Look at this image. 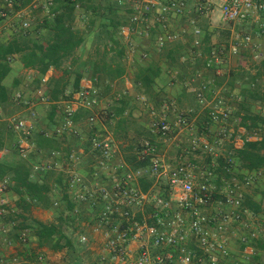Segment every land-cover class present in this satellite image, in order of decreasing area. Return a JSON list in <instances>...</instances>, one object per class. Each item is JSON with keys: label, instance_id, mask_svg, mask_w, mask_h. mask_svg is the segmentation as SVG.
I'll use <instances>...</instances> for the list:
<instances>
[{"label": "trees", "instance_id": "trees-1", "mask_svg": "<svg viewBox=\"0 0 264 264\" xmlns=\"http://www.w3.org/2000/svg\"><path fill=\"white\" fill-rule=\"evenodd\" d=\"M10 1L13 9L19 10L30 5L33 0ZM137 1L139 0H50V4H48L47 0H43L39 8L33 11V15L37 18L32 21L29 28L24 29L20 25H14L9 38L3 41L0 40V104L5 103L9 98V91L6 84H4V80L11 72L14 58L23 68L36 71L38 74L35 79L36 86H39L41 77L49 69L57 73L56 76L50 78L46 85L47 96H45L48 102L54 103L69 99L80 89L79 82L82 74L72 70V67L77 60L76 52L85 44L87 49L91 50L90 57L92 61L91 69L94 73V87L98 90L100 97L110 96V103L107 109L104 113H101L102 119L113 132L116 140L127 142V148L123 156L124 161L130 169L140 171L138 185L141 192L145 193L152 187L155 180V176L150 169L154 156L150 153L145 155L140 152L144 143L148 142L155 149V153L161 154L163 151L161 144L163 140L161 139V143L158 142L157 138L160 137L157 134L151 135L148 128L137 123L134 112L138 108V104L130 96L123 93H119L120 95L117 94V96H111L110 94L111 84L116 79L121 78L125 71L121 60L123 57V45L120 42L122 38L121 28L128 26L132 31L135 29L132 18L136 14L135 3ZM156 1L164 4L169 0ZM188 7L195 12L194 0H186L187 10ZM195 14L199 16L196 12ZM145 15L149 18L152 17L150 13ZM194 18L195 16L190 17L187 13L181 16H168L171 23L175 19L182 21L184 19L188 24V21ZM207 19H209V16L199 18V20L206 21ZM222 24L225 27L219 29L221 33L223 31L225 33V45L217 47L211 44L213 35L212 30L208 28L206 33L201 30L203 32L201 46L198 49L195 47L191 48L190 44L195 40L193 39L195 35L191 29L189 34L185 32L187 35L183 42L175 40L176 43L173 41L171 45L167 43L162 50L163 53L160 58L165 60L168 68L179 70L177 78L181 81H184L191 73L192 75L199 73L201 69L211 71L215 77V69L218 66L214 65L213 60H210V64L208 62L213 51L218 54V58H225V47L227 46L229 32L227 31V25L223 22ZM142 25L144 26L145 23ZM156 25L159 26L157 23ZM156 25L149 28L150 35H156L158 32ZM255 32L257 31L253 30V33ZM209 43L213 46H210ZM219 53L224 57H219ZM181 58H183V61H181ZM68 61H70L69 65L65 66ZM133 68L132 79L136 92L151 99L155 106H159V104L161 106L163 101H168L166 93L164 94L154 89L155 81L161 75L158 61H151L147 64L139 62ZM251 70L254 73L251 74ZM245 75L238 72H230L227 76L230 78L226 82L228 88L223 91V96L234 98L236 105L234 112L232 110L228 114L226 111L227 115L222 122L236 121L234 129L243 128L247 134V139H243V145L240 149H234L232 144H227L225 156L228 158L229 161L227 162L229 163H232V158H234L240 169H245L248 172H264V115L255 110L256 105L261 108L264 107V54L256 60V63L247 70V75ZM200 78L197 81H201L202 84L198 85L202 88L204 101L208 102L214 96L218 87L222 85L224 79L216 76L218 80L215 83L210 81L209 83L206 77L201 75ZM240 82L247 84V88L242 87L238 92L237 98L231 92L235 83ZM17 84L18 80L15 79L12 87ZM179 96L182 98H193L192 95L186 93L184 88ZM176 101L180 103L181 99L178 97ZM193 101L195 102V107L193 108L194 111L190 113L191 116H196V118L188 131L191 129L194 131L195 139L205 137L209 141L211 138L210 126L215 123L212 120L211 108H205L200 111V114L196 115L201 105L195 100ZM218 101L223 105L221 98L217 94L216 102ZM58 112L59 110L56 106H50L46 117L54 122V117ZM85 114L84 110H78L73 118L77 121L84 118ZM103 114H105V118H103ZM176 129L178 130V128ZM130 131L136 133L133 136L134 140L130 136ZM93 133L102 132L99 128L93 127L88 131L87 135L91 137ZM33 134L32 142L36 152L47 156L50 152L59 148L58 142L52 137H46L40 131H34ZM253 134H259L261 138L255 141L248 140V137ZM12 135L11 133L9 138H7L8 144H6V147H10L13 140ZM232 137L230 136L231 139H233ZM2 141L4 140L0 133V149L3 146ZM9 149L13 148L10 147ZM176 150L179 155L183 150H191V145L186 147L183 145L178 146ZM201 151V149H198L196 153H203ZM13 152L15 154V151ZM204 154L208 165L207 168L211 171L214 176L213 179L217 183L220 184L222 182V177L227 179L232 177L227 171L226 157L213 159L211 153L204 151ZM30 168L29 162L19 158L10 162L0 159V179L7 177L10 180V190L18 196L15 204L17 211L15 213H6V211L0 213V231L8 238V244L16 242L19 245H24L25 249L22 256H29L32 264H41L44 256L41 252H36V250L44 247H47L52 252L65 250L70 264H84V261H89L88 258L85 260V257H89L90 253L85 249L86 243H81L79 236L73 235L80 225L78 223L84 217L81 213V208L71 202L72 199L68 198L65 191L59 190L62 192L60 200L65 208L64 211L56 209V220L54 222L44 223L30 217V211L33 207L51 209V197L49 194L51 186L54 185L61 188L60 185L62 183L61 177L51 172L39 178L40 181L33 180ZM119 172L120 170L117 171V174ZM161 184L160 187L163 190H160V193L166 197L168 186L166 183ZM210 197L214 198L215 196L210 194ZM78 201L83 203L85 200ZM84 204L86 205H84L83 210L86 212L90 210L94 216L98 215L95 201L89 202L86 200ZM4 210H6V207H3ZM242 210L253 218L261 212L262 208L260 203L255 202L250 196H245L242 202ZM152 211L153 208L151 206L146 207L143 212L137 214V222L141 223L142 216ZM67 229L71 230V232L68 233ZM23 233L25 234V241L21 240ZM30 238L36 242L37 246L35 248H29ZM249 245L253 252L257 253V255L254 254L251 257V260L257 262L259 257L264 254V238L252 239L249 241ZM96 262H99V259Z\"/></svg>", "mask_w": 264, "mask_h": 264}, {"label": "built area", "instance_id": "built-area-1", "mask_svg": "<svg viewBox=\"0 0 264 264\" xmlns=\"http://www.w3.org/2000/svg\"><path fill=\"white\" fill-rule=\"evenodd\" d=\"M2 1L5 8L0 10V19L15 18L20 22L22 28H27L28 22L24 18V12L10 13L7 9L13 7L12 2L10 0ZM47 3L50 4V0H47ZM194 3L195 12L200 17L209 16L214 10H217L219 19L227 25L229 37L225 47V56H236L249 49L256 53V59L262 57L264 51L258 48L254 39L264 37V0H194ZM135 4L136 14L132 21L135 29H138L144 37L151 36L150 26L156 25V23L159 25H156L158 32L155 35L158 50L163 49L167 43L175 41L186 32L185 27L172 30L171 22L168 19V16H181L187 13L186 0H169L164 4L156 0H139ZM146 13L152 14V17L149 18L145 15ZM195 23V19H190L187 25L193 30L195 36H200L202 31ZM253 30L257 32L249 33ZM133 31L128 26L121 28V32L126 35ZM217 57L218 54L213 51L208 64L211 63L210 60L216 62ZM191 91L201 103H206L201 93L202 88L201 91L194 88ZM216 97L217 93L206 106L211 108L212 120L222 122L227 112L219 101L216 102ZM13 98L18 104L24 103L20 94H15ZM39 101L44 102L47 99L41 94ZM25 104L27 103L25 102ZM97 106L98 98L95 89L87 87L64 102L63 113L68 119L78 108L89 110L90 114L86 123L90 130L96 126L97 122L100 123V116L96 111ZM262 111L264 112V108ZM4 122L10 132L18 135V143L17 146L14 145V148L20 157L26 159L31 150L32 123L16 115L7 118ZM174 125L176 127L185 126L184 117L177 115ZM66 126L70 127L71 122L68 121ZM151 129L165 141L172 126L165 116H162L154 119ZM101 132L93 133V136L88 140L89 152L96 157L93 160L95 165L93 164L91 175L97 178L100 172L105 170L110 174L111 184L106 186L94 183L92 187L88 188L83 181L79 182L80 178L75 173L71 174V171L67 169L66 173L70 185L79 184L84 188L78 196L79 199L89 198L97 205L102 204L98 213L99 226L105 227V249L111 260L118 264H228V244L238 229L240 232L235 235V238L243 246L244 255L252 254L249 241L258 237L264 238V222L260 229L256 230L248 228L247 220H244L243 195L238 183L226 187L224 200L218 202L219 208L214 212H208L210 188L213 182L211 171L208 168H198L191 161L179 162L170 168L164 164V156L155 153V149L145 142L140 153L145 155L150 153L154 156L150 166L151 172L157 178H166L168 190L166 197L150 195L148 192L142 193L137 182L140 172L130 170L120 162L115 165V150L112 149L110 135L105 130ZM73 135L78 137L75 131H73ZM253 137L256 139L257 135ZM206 141L200 137L193 138L190 141L191 150H185V152L193 154V151L197 150L196 146L197 148H207ZM72 153L73 151L62 155L64 159H68V163L75 161ZM83 153L84 150L77 151L78 155ZM183 153L180 154V158ZM52 155L59 156L58 153ZM53 165L54 163L51 161L45 162L41 165H33V170L34 172L39 168L51 170ZM118 170H124V172L117 174ZM250 181V178L243 180L244 186L250 184ZM8 186L7 178L0 179V213L5 207L3 195ZM146 205H150L153 211L151 214L143 215L142 222L139 223L136 220L137 215L132 213L129 207L138 206L142 210ZM225 205L231 208L224 209ZM21 238L22 241H25L24 233ZM79 238L81 243L87 241L84 236ZM131 243L136 244L138 252L136 257L131 255L132 251L129 248Z\"/></svg>", "mask_w": 264, "mask_h": 264}, {"label": "crops", "instance_id": "crops-1", "mask_svg": "<svg viewBox=\"0 0 264 264\" xmlns=\"http://www.w3.org/2000/svg\"><path fill=\"white\" fill-rule=\"evenodd\" d=\"M43 2V0H33L31 2L30 5H28L25 8L19 9V10H14L13 7L11 9H7L8 12L10 13H14L17 11H23L24 12V18L25 20L28 22V27H30L32 21L35 19V16L32 14L34 10H36L37 8H39L38 6L41 5V3ZM5 5L4 2L2 0H0V10L4 9ZM193 14L192 16H195V20H199V16H197L195 14L194 11L190 10V8L188 7L187 10V15L189 14ZM217 13V10H214L211 14ZM210 14V15H211ZM209 15V18H210ZM191 16V15H189ZM182 20H178L175 19L172 21L171 23V28L172 30H178L181 27H185L186 28V33L189 34L191 28L187 25L186 20L185 22H181ZM197 26V23H195ZM14 25H20V22L18 20H16L15 18H9L7 20L4 19H0V40H6L9 38V35L11 33V30L13 29ZM77 22H76V26H77ZM124 27V26H123ZM151 27V26H150ZM199 28V26H197ZM209 28V27H208ZM26 29V28H24ZM152 29V28H151ZM200 29V28H199ZM153 33V29L151 30ZM228 31V30H227ZM229 32V31H228ZM186 33H184L183 35H181L178 39H176V41H181L185 38V36L187 35ZM130 35V36H129ZM139 33H130L128 35H126L125 33L123 34L121 32V36L122 38L120 39L121 45H123V57H122V61H123V67L125 69L124 74L122 75L121 78L116 79L115 81H113V83L111 84V90H110V94L111 96H117V94L119 93H123L126 94L127 96H130L135 103L138 104V108L136 109V111L134 112V117H136L137 119V115L136 113L138 112L139 109L143 110L146 112L148 118H149V122L147 123L145 122H141L137 119V123H139L140 125L145 126L146 128H148L150 130V134L151 135H156L155 133L152 132L151 129V125H152V120L155 118H159L162 116H165V118L167 119V121H169L171 118L173 119V121H175L177 119V114L180 112L177 111H181L184 109V111L186 113L192 111V109L187 108V107H179L175 110V105L176 104V99L179 97L181 99V97L179 96L181 94L182 89L184 88L186 93L192 95V99L195 100L196 102H198L201 106L198 108V112L196 113V115L200 114V111H203L205 108H207L208 106H206V104H203L197 99L196 95L194 94V92L191 91L192 88L196 89V90H200L201 91V87L198 84H202L201 81H197L200 80L201 78L197 79L194 78L195 75L196 77L199 76V73H196L194 76L191 74H189V76L184 80L181 81L180 79L177 78V76L179 75V70L176 68H168L165 60L160 58L161 54L163 53V49L158 50L156 48V40H155V35H151L150 37H144L142 34ZM195 37V38H194ZM193 39H195L193 41L192 44H190V47H195V48H199L202 44V39H203V32L200 34V36H194ZM263 39V40H262ZM261 40L254 39L256 41V43L259 45V49L264 50V37ZM176 41H174V43H176ZM260 41V44H259ZM197 42V43H196ZM169 45H171V43H169ZM162 51V52H161ZM251 51V53L253 52V50H249ZM246 51L241 52L240 54L246 53ZM254 53V52H253ZM252 53V54H253ZM238 54V55H240ZM91 50L87 49V47L85 46V44L83 45V47H81L75 54L77 60L75 65L72 67V70H74L75 72H79L80 74H82V77L80 79L79 82V91L80 92L83 88H87V87H92V89H95L96 93H97V98H98V106L96 111H99V116H100V123L97 122L96 124V128H99L101 131L105 130L111 138V145L113 147V149H115V165H118V162L123 163L124 165H126L124 158H123V150L120 149V145H121V140H116L113 136V132L108 128L107 124L103 121L101 113H104L105 110L107 109L109 103H110V96H106V97H100L98 95V90L94 87V73L91 69V65H92V61H91ZM198 55L200 56V52L198 51ZM231 57V56H230ZM251 66L247 67V60L245 61V66L244 68L242 66H239V69L236 70H232V73H236L237 72H242L244 75H247V70L249 68H251L255 63H256V58L254 56L251 57ZM16 59L14 58V65L12 66L11 72L8 74L7 78L4 80V84H6V87L8 89V95L9 98L6 100L5 103L0 104V133L2 135V138L4 141H2V148L0 149V159L6 162H10V158L12 157V154H8V149L10 147H12L13 151H15V156H17L19 159L25 160L27 162H29L30 164V171H31V178L34 179L33 175H36V180L40 181L39 178L45 176L48 172L54 173L55 175H58L61 177V188H59L58 186H51V192L50 197H51V209L53 210L55 207L60 206L61 204V200L60 197L62 196V194H60V197L58 199L57 195H56V190H63V192L65 191L66 194L68 195L69 199H72V203H75V206L84 204V202L89 201V202H93L90 199H85V201H83V203H79L78 200H82L78 198V193L77 192V188L75 189L76 185H70L69 183V179H68V174L66 173V169L69 170V168H73L72 163H68L67 159H61V156L63 154H69L70 152H72V147H75L76 150L78 151L80 150H84V148H87L89 150L90 144H88V138H91L93 136V134H91V137H89V135H87L89 127L86 123V119L90 114V111L87 109H83V108H78L76 109L72 116L70 118H66L65 114L63 113V107H64V102L66 100H60L54 103L51 102H42L41 105L38 107V112L39 109H49L50 106H56L59 110V112L57 114L60 115V121H58V123H54L51 120H48L49 122L47 123L45 121V124L39 127L42 130H38L39 128L37 127V117L41 116L42 114L40 113H36L35 116H33V114H29V110H25V108H23L24 106L23 103H16L14 101V95L15 94H20L21 95V99L22 101L25 102H30V101H26L24 99V97H29L31 95H33V93H31V85L33 86L36 82L35 79L38 77V74L36 73L35 70H31V69H25L22 67L21 64L17 63L18 61H15ZM206 60V58H205ZM208 60V59H207ZM151 61H158L160 68H161V75L160 77L155 81L154 84V89L155 91H160L162 93H166L167 98H168V94H173L172 97H174V101H171L170 103L168 102V104H162L160 107H158V105L155 106L154 102L147 98L145 95L140 94L138 92H136L135 87L133 86V70H134V66L141 62L142 64H147ZM181 61H183V58H181ZM70 61L66 62L65 66L69 65ZM242 67V68H241ZM207 68V67H205ZM204 69H202L203 71ZM217 70V69H215ZM204 71H207V69H205ZM209 71V70H208ZM230 68L228 69V74L230 73ZM219 70L216 71L215 76L220 77V75L218 74ZM250 73H254L253 70L250 71ZM57 73L55 71H53L52 69H49L42 77H41V81H40V86H41V93L45 98H46V91H47V82L50 80V78L52 76H56ZM245 75V76H246ZM230 77H225L224 82L222 83V85L220 87H218V89L216 90L215 94H218V97L221 98L223 96V91L225 89H227V80ZM18 80V84L15 87H12V83L14 80ZM197 82V83H196ZM197 84V85H196ZM240 82V83H235V85L233 86L232 89V94L236 95V97L238 98V92L239 90H241L242 87L247 88V84ZM160 89V90H159ZM43 91V92H42ZM78 92L74 93L73 95L77 94ZM202 93V92H201ZM203 94V93H202ZM46 95V96H45ZM73 95L71 97H73ZM120 95V94H119ZM176 95V96H175ZM71 97L69 99H71ZM223 98V97H222ZM36 100L38 99V97L36 98V96L34 95V97L31 100ZM47 99V98H46ZM67 99V100H69ZM213 97L211 98L210 101H212ZM231 99V98H229ZM232 100L234 102H236V100L234 98H232ZM48 101V100H47ZM176 101V102H175ZM206 102V101H204ZM38 102H36L35 104H37ZM173 104V105H172ZM19 105V106H18ZM5 106H10V107H14L13 111H9V112H3L2 108ZM30 108V107H29ZM261 112V115H264V112L262 111V109L264 107H258ZM261 108V109H260ZM31 109V108H30ZM78 110H84L86 112L85 117L80 119V120H74V114L78 111ZM31 113V112H30ZM47 113V112H46ZM45 113V114H46ZM14 115L16 116H20L22 118H25L27 120L30 121V123H32L33 125V131H32V136L34 135V131H40L43 134H45L43 131H49L51 130V133H48V135H51L50 137H52L53 139H55L58 144H59V148L57 150H53L52 152H50L47 156H45L44 154H41L39 152H36V150L34 149V143L32 142L33 137L31 136L30 138V145H31V150L30 152H28L27 158L23 159L22 157H20V155L18 154V152L16 151V149L14 148V145L17 146L18 143V135H14L12 132H10V130L7 127V124L4 122L7 118H11ZM47 115V114H46ZM189 120H192L191 122L195 121L196 116H191V114L189 115ZM42 119L44 120L45 116H41ZM41 119V120H42ZM42 120V121H43ZM70 121L71 122V126L67 127L66 123ZM39 122V120H38ZM42 123V122H41ZM233 130V131H232ZM230 130L233 139L231 142L232 146L234 149H240L243 145V139L246 138L247 139V134L245 133L243 128H236ZM73 131H75L76 134H78V137L76 135H73ZM10 132V133H8ZM13 134V140L11 141V145L10 147H6L7 143V138H9L10 134ZM47 134V133H46ZM81 134V135H80ZM256 134H253L251 136L248 137V140L250 141H255V140H259L261 138V135L257 134L256 139L253 137ZM46 137H49L47 135H45ZM88 136V137H87ZM81 138H83L82 140H80ZM199 138V137H198ZM200 138H204L207 140V138L205 137H200ZM208 141V140H207ZM75 142V143H73ZM185 151V150H184ZM182 151V152H184ZM181 152V154H182ZM207 152V151H206ZM53 153H58L59 155L61 154V156L57 157L54 155H52ZM193 153L195 154H202V153H196V150L193 151ZM209 153V152H208ZM178 154V153H177ZM14 155V154H13ZM85 155V151L84 153L81 155L83 156ZM161 156H164V154H161ZM54 157V158H53ZM86 158V156H83ZM178 157L180 158V154L178 155ZM220 157H225V153L222 154ZM36 158L35 161H33V159ZM39 158V159H38ZM226 162L229 161L228 158L226 157ZM44 160L47 161H51L52 163H54L53 168L51 170H42V169H37L35 172L33 170V165H39L40 163H42ZM92 162V161H91ZM192 162V161H191ZM194 163V162H193ZM56 164V165H55ZM227 171L229 174H232L233 172H235L236 170V174L234 175H230L232 177H230V181L225 179V183L228 186L234 185L235 183H238L241 187V192L243 195L242 198V202L244 197H247V193L244 191V188H247V186H244L243 180L250 178V179H256L257 177L261 176L264 177V172L262 171H251L248 172L245 169H241L237 170L238 163L236 162V160H234V158H232V163L227 162ZM127 166V165H126ZM128 167V166H127ZM129 168V167H128ZM130 169V168H129ZM132 170V169H130ZM92 171L93 170H88V181H83L84 185L86 187H92L94 183H98V184H103L104 182L108 181V184H106V186H109L111 184V178L108 177L107 179L105 177H103L100 175L97 178L92 177ZM139 171V170H137ZM103 172H106L105 170H103ZM121 173L124 172V170H120ZM140 172V171H139ZM213 175V174H212ZM140 176V175H139ZM155 176V180L154 183L152 185V187L147 191L150 195H154L156 189H160V185H162L161 183L164 184L163 182H159L160 178H157L156 175ZM235 176V177H233ZM239 176V177H238ZM214 177V176H213ZM7 178V177H4ZM86 178V177H85ZM104 178V179H102ZM8 179V178H7ZM229 179V178H228ZM85 180V179H84ZM9 181V186H8V191L5 192V194L3 195V199H5V207L7 210V213H15L17 211V208L15 206L18 196L10 190V180ZM224 181V180H223ZM138 182V180H137ZM215 180L213 179L212 182V186L214 185ZM251 182V181H250ZM139 184V183H138ZM160 184V185H159ZM251 184V183H250ZM80 187V186H79ZM139 187V185H138ZM71 190V191H70ZM141 191V190H140ZM145 192V193H147ZM62 193V192H61ZM143 193V192H142ZM255 202L260 203L261 208H262V201L263 199L260 198V200H255L253 198V196L249 195ZM224 200V194L221 197L220 201ZM78 201V202H76ZM218 204V203H217ZM150 205H146L145 207H143L142 212L144 211V209L146 207H149ZM102 207L101 205H97L96 211H99V209ZM231 207L228 205L224 206V209H230ZM51 209L47 210V209H42L40 207H33L30 211V217L37 219L41 222L44 223H51L54 222L56 219V217H51L49 216V214L51 215V213H48L47 211H50ZM64 211V210H63ZM89 215L86 214V217H84L78 224L79 227H77L76 231H74L75 236H84L87 237V242L85 244V249L87 250V252L90 253L89 257L86 256V258L89 259L84 261V264H118L116 261H113L109 258V253L108 251L105 249L106 246V236H105V229L103 230L101 226H99V218L98 215H95L94 218L91 217V212L90 210H88ZM54 212V211H53ZM263 208L261 210V212L256 216L257 218H262L264 217L263 214ZM98 214V213H97ZM243 217L245 218L244 220H247V212L245 211V214L243 215ZM252 217V216H251ZM250 217V218H251ZM143 218V216H142ZM77 226V225H76ZM101 227V228H100ZM242 228V227H240ZM68 233L71 232V230L67 229ZM243 230V228H242ZM239 229L238 232H236L235 235H237L239 233ZM235 235H233V237L230 239L229 241V254H228V264H247V260H249L254 254L257 255V253L253 252L252 249V254L249 255H244L243 254V246H241L239 244V241H237V239L235 238ZM31 239V245L33 247L37 246L36 242H34V240L32 238ZM8 248V247H7ZM129 248L131 249V255L133 257H136L138 252L136 251V244L135 243H131ZM14 248L10 247L9 251L12 252ZM43 249V248H42ZM41 249H37V251H40ZM61 253V258H56L55 254H51L53 253L51 251L48 252V255H50V259L49 262L53 263V264H70L69 261L64 262V258L66 255L65 250L63 251H59ZM47 253V252H46ZM43 256L44 258L47 260L48 255L45 254V252H43ZM46 255V256H45ZM83 255V254H82ZM258 256H260V254H258ZM99 259V262H96ZM52 261V262H51Z\"/></svg>", "mask_w": 264, "mask_h": 264}, {"label": "rangeland", "instance_id": "rangeland-1", "mask_svg": "<svg viewBox=\"0 0 264 264\" xmlns=\"http://www.w3.org/2000/svg\"><path fill=\"white\" fill-rule=\"evenodd\" d=\"M189 15L192 16L193 14L191 13ZM35 18H37V17H35ZM181 22H185L184 19ZM196 23H197V26H199V28L201 30H203L205 33L207 32L208 27H209L210 30H212L213 37H212L211 42H210L211 44H213L214 46H217V47L218 46L221 47V46L226 44L225 33H224V31H223V33H221V31L219 29V28H224L225 25L222 24V21L219 19L217 13L211 14L210 18L207 19V21L206 20H196ZM139 29H140V27H139ZM131 33H139V35L141 34L138 29H135ZM249 33L253 34V32H250V31H249ZM262 38L263 37H259L258 40H261ZM183 40H185V39H183ZM183 40H181L180 42H183ZM211 44H210V46H213ZM259 44H260V41H259ZM200 51H201V48H200ZM252 53H251V51H249V49H247L246 53H243V54H240V55L231 56V57L230 56H225V58H223L224 60L217 57V61L216 62L213 60L214 65L218 66V67H216L217 70H215V74H216V71L219 70V73H218L220 75L219 78H222V79L225 80V77H227L229 68H230L231 72H233L232 70L239 69L240 68L239 66H242L244 68V66L246 65L245 64L246 60H247V67L251 66L252 65V63L250 62L251 59H252L251 57L254 58V56L256 54L255 52L253 54ZM219 57H224V56H222L221 53H219ZM200 71L202 73L200 72L199 76L194 77V78L199 79L200 76L202 75V76L207 78V80H208L207 82L210 81V82H214L215 83L216 80H218L216 78V76L214 77V75L212 74L211 71H204V70L202 71V69ZM235 72H237V71H235ZM238 73L243 74L242 72H238ZM30 87H31V93H33V95H31L29 97L28 96L24 97V99L26 101H30V102H26L27 104L23 103L22 106H24L23 108H25V110H29V114H31V115L33 114V116H35V114L38 112V110H37L38 107L42 103V102L39 101V97L41 95V94L39 95V93H41L40 91L42 89H41L40 85L36 86V83L33 86L31 85ZM34 95L36 96V98L38 97V99L31 100L34 97ZM172 96H173V94H171V93L168 94V98H167L168 101L167 102L163 101V104H165V103L167 104L168 102L170 103L171 101H174V97H172ZM166 97H167V95H166ZM222 97H221V101L223 103L222 107H224V109L228 112V114L231 113L232 110L234 112V108H235L236 103L232 99H229V98H227L225 96H222ZM22 99H23V97H22ZM36 102H38V103L35 104ZM44 102H47V101H44ZM210 102L211 101H208V102L206 101V103H202V105L210 103ZM173 106H175V110L178 108V106L179 107L182 106V108L183 107H187L189 109L191 108L192 111H190V112H193L194 111L193 108L195 107V102L193 101V99L191 97H186V98H182L181 97L180 103L176 102V104L173 105ZM158 107H160V104H159ZM258 107L259 106L256 105L255 110L258 111V112H261L260 110H258L259 109ZM13 110H14V107H10V106H5V107L2 108L3 112H9V111H13ZM47 111H48V109H39L38 113L42 114L41 116H45L46 117L47 116L46 115ZM177 112H180L177 115H181V116L184 117L186 125L183 126V127H176V125H174L175 121H173V119L171 118L168 121V123L172 126L173 129L170 132L168 138H166V140L163 141V142H162V140L160 138H157L158 142H160V143L162 142L161 144L163 146V148H162L163 151H162L161 154H164V157H163L164 164L171 168V167H174L179 162L185 163V162L192 161V162L195 163V165L198 168H207L208 165H207V162H206V157H205L204 151H207V152L211 153L213 159H216V158L220 157L222 154H224L225 151H226L227 144L229 145V144H231V142H233L232 139L230 138V134H231L230 130L233 129L234 125L237 122L236 121H234V122H215L213 125L210 126L211 138H210L209 141H206L208 143L207 148H204V147H198L197 148V146L195 147L197 150L201 149L202 150L201 152H203V153L202 154H195V153H193V154L192 153L191 154L188 153L187 154L183 150L184 151V153L182 152L183 156H182V158H179L176 149L178 148V146H182L183 145L184 147H186L187 145H192L190 143V141L194 138V131L192 129L188 131L190 126H192V124H193V122H191L192 120L188 119L189 118L188 114L190 115L191 113L190 112L186 113L184 111V109L181 110V111H177ZM136 115H137V119L139 121H141L142 123L145 122V121L147 123L149 122V118H148V116H147L145 111L139 109L138 112L136 113ZM41 116L37 117V119H36L38 128L41 126V124L44 125L45 121L47 123L49 122L48 118H45L43 120ZM58 116H59V114H57L54 117V120H55L54 123H58V121H60V117H58ZM103 118H105V114H103ZM38 120H39V122H38ZM152 121H154V119ZM176 128H178V130ZM38 130H42V129L39 128ZM43 132L45 133L44 135H47L49 137L52 135L51 130L43 131ZM48 133H51V135H48ZM129 133H130L131 138H133V136L136 135V133H134L132 131H130ZM82 139L83 138H81L80 140H82ZM132 140H134V138ZM120 142H121V145H120L121 148L120 149H122L123 152H124L125 149L127 148V142H125V143L122 142V141H120ZM73 143H75V142H73ZM72 149H73L72 150L73 151L72 154L74 155L73 160H75V161L72 163V164H74L73 168H71V169L69 168V170L71 171V174L75 173L76 176L80 178L79 182L82 183V181H86V180L88 181V179L90 178V177L88 178V170H92V167H93V164H94L93 160H95L96 157H94V155L91 152H89V150L87 148H84L85 155H83V156H86V158L81 156V155H78L77 154V150H76L75 147H72ZM112 149H113V147H112ZM9 153L12 154V157L10 158V161H14V160L18 159V157L15 156V154H14L12 149H8V154ZM123 155H124V153H123ZM59 156H61V154ZM61 159H64V157L61 156ZM35 160H36V158L33 159V161H35ZM45 162H49V161L44 160L42 163H45ZM42 163H40V165ZM237 170L239 172V170H241V169L239 167H237ZM236 173L237 172L235 170V172H233L230 175H234ZM101 175L103 177H105L106 179L110 176L109 172L105 173L103 171H101ZM33 177L36 180V175H33ZM233 177H235V176H233ZM102 179H104V178H102ZM225 179H227V178L222 177V180H221L222 182L220 184L215 181L214 185L211 186L210 194L212 196H215V197L214 198L210 197V201H209L210 205H209V208L207 210L208 212H214L215 209L219 208V205L217 203L220 201L221 197L224 194L225 188L227 187V184L225 183ZM230 179L231 178H229L227 180L230 181ZM163 181H164V184H165L166 183V178L165 177H160L159 182H163ZM106 184H108V181L104 182L103 184L100 183V185H106ZM79 186L80 185L78 184L75 187V189L77 188V192H79L77 194L78 196L80 195V192L84 190V188H82L81 186L79 187ZM160 190H163V189L161 187H160V189H156L155 195H159L160 197H164L160 193ZM7 191H8V189H7ZM244 191L247 193V196H249V195L253 196V198L256 201L260 200V198H262L263 199L262 208H263V211H264V177L259 176L255 180L251 179V184H248L247 188H244ZM60 194H62V193L59 190H56V195H57L58 199L60 197ZM166 194H167V192H166ZM4 202H5V199H4ZM64 208H65V206L61 202L60 206H57L53 210L51 209L50 211H47V212L51 213V215L49 214V216L55 217V214H56L55 212H57L56 209L59 210V211H63ZM79 208H81V213L83 214L84 217H86V214L89 215L88 212L83 210V208H84L83 204H80ZM129 210L132 213L136 214V215L142 212L141 208L138 207V206H130ZM5 211L7 213V210H4L3 213ZM98 213H99V211H98ZM151 213H149V214H151ZM262 215H264V212H263ZM91 217L94 218V214H91ZM263 222H264V217H262V218H257V217H253V218L251 217L250 218V216L247 217V225H248V228H250V229L259 230L260 227H261V224H263ZM102 229L104 230L105 227H102ZM0 233H1L0 234V264H22V262H24L23 264H32L30 259H29L30 258L29 256H22L23 253H24V249H25L24 245H19L16 242H12V243L8 244V241H9L8 238L4 236V233L2 231H0ZM85 238H86V240H88L87 237H85ZM10 247L14 248L12 252L9 251ZM29 248H35V247H33L31 245V243H30ZM40 251H41V254H43V252H45V254H47V255H48V252L51 253V251L47 247L46 248L44 247ZM36 252L40 253L37 250H36ZM51 254H55L56 258H61V253L60 252H53ZM49 256L50 255H48L47 260L44 258V260L41 261V264H44V263L53 264V263L49 262V260H48V259H50ZM63 260H64V262H67V261H69V257L65 256V258ZM247 264H264V254H262L259 257V260L257 262H253L251 260V258H250L249 260H247Z\"/></svg>", "mask_w": 264, "mask_h": 264}]
</instances>
